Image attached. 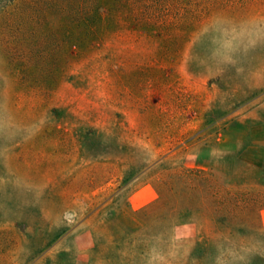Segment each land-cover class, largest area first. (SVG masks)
<instances>
[{
	"label": "rangeland",
	"instance_id": "obj_1",
	"mask_svg": "<svg viewBox=\"0 0 264 264\" xmlns=\"http://www.w3.org/2000/svg\"><path fill=\"white\" fill-rule=\"evenodd\" d=\"M262 208L264 0H0V264H264Z\"/></svg>",
	"mask_w": 264,
	"mask_h": 264
},
{
	"label": "crops",
	"instance_id": "obj_2",
	"mask_svg": "<svg viewBox=\"0 0 264 264\" xmlns=\"http://www.w3.org/2000/svg\"><path fill=\"white\" fill-rule=\"evenodd\" d=\"M149 194H150L149 199H154L155 198V192H153V190L151 191V189H150ZM136 196H138V195H136V194L132 195V198L131 199H137ZM259 218H260V222L262 224V227L264 228V208H262L260 210Z\"/></svg>",
	"mask_w": 264,
	"mask_h": 264
}]
</instances>
